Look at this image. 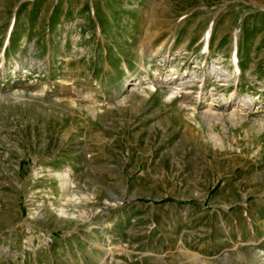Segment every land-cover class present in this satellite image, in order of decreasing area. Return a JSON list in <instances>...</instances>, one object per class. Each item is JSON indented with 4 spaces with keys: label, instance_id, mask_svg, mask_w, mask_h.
<instances>
[{
    "label": "rangeland",
    "instance_id": "obj_1",
    "mask_svg": "<svg viewBox=\"0 0 264 264\" xmlns=\"http://www.w3.org/2000/svg\"><path fill=\"white\" fill-rule=\"evenodd\" d=\"M59 19L72 28L58 35L55 51ZM34 38L43 44L41 63L31 55ZM158 47L164 57L153 56ZM20 48L36 68L26 78L19 68L14 80L7 68ZM142 54L154 57L158 75L130 93L125 85L144 74ZM198 54L210 66L239 56L252 76L224 90L202 69L172 102L158 85L150 89L172 57L184 59L180 71L189 75ZM119 72L124 83L110 88ZM262 82L264 0H0V154L9 153L16 170L0 159V264H67L59 248L80 239L96 248L111 242L95 264H139L144 250L169 252L146 264H264ZM212 88L215 118H204ZM250 93L243 120L232 118ZM54 167L71 175L79 199L68 215L56 206L67 189ZM135 209V228L107 227Z\"/></svg>",
    "mask_w": 264,
    "mask_h": 264
},
{
    "label": "bare ground",
    "instance_id": "obj_2",
    "mask_svg": "<svg viewBox=\"0 0 264 264\" xmlns=\"http://www.w3.org/2000/svg\"><path fill=\"white\" fill-rule=\"evenodd\" d=\"M129 4H127L126 9H128ZM21 22H25V17H22ZM60 21V22H59ZM35 22V21H32ZM37 24V23H35ZM66 27V29H71L72 28V24H68L66 23V25L64 26L62 23V20H56L54 22V24L52 25L51 31H52V36H53V49H57V46L59 47V43L57 42V38L58 35L64 32V28ZM36 30L39 31L40 27L39 25L36 27ZM66 40V38H65ZM64 40V41H65ZM178 46H180L181 44L178 43ZM43 48V44L42 41H38L37 38H34V40L32 41V44L30 46V51H31V55L33 57V60H38L40 63L42 61H44V58L42 56V54H40L39 49L42 50ZM22 50L23 48H20V50L18 51L19 53L17 54V58H16V64L15 66L12 68V70H9L11 68H7L8 69V73H10V75H12V78L14 80L17 79L18 76V72H19V68L24 70V78H26L28 76V74L35 70V65L33 64V61L30 60L31 62H27V59L23 58L24 55L22 54ZM161 51L163 52L162 56L164 57L166 55V49H159V47L156 50H153L152 54L154 56V54L156 53V51ZM142 51H144V48L142 49ZM15 52L12 51L10 54L13 55ZM178 51H174V57H176L178 54ZM189 53H191V49H187L185 53H183L182 58H188L190 55ZM28 55V54H27ZM53 57H55V52H53ZM195 58L194 61V66L191 69V72L189 73V75L187 73H185L184 70L180 71V69L182 68V66H180V63L183 61V63H185L184 59H178L177 62L172 63L173 57L170 61V63L168 64V68L166 70L165 73V77L164 80L161 83H153V82H149L148 84L150 86V89L152 90V88H158L161 92V95L163 96V98H165L167 101H173L176 100V98H178V96L180 95V93H183L184 90L185 91H189L192 86L197 84V81H199L202 77V73L203 70H207L206 71V75L211 76V78L213 79V81L215 83H226L227 86L223 87V89L228 90L230 88H232L231 86H233L236 82V80H239L243 77H251V69L247 68L245 65H243L242 63H240V58L239 56H230V57H224V58H213L211 61V66L210 64H207L205 61V56L198 54ZM140 58L142 59V64L145 68L144 74H139V78L138 81L136 83H130L128 85H125V87L130 86V93H133L136 90H140L142 87V81H143V77H146V75H152L154 78L157 77L158 75V70H156V72L154 74H151V72H153L151 65L154 62V57H151L150 59H147L145 57V55H141ZM18 61L20 64V67H18ZM163 62H165V58H160L159 59V64H162ZM207 64V65H206ZM124 67L126 68L127 66L124 65ZM179 71V72H178ZM122 73V72H121ZM183 74H185V76H183ZM205 74V71H204ZM129 75V74H128ZM119 76V78H114L111 79V85L110 88H113L115 86H118L122 83H124V77L122 76V74H120V72L118 73V75H116L115 77ZM180 76V77H179ZM205 76V75H204ZM128 81H131V78L129 79L128 76H126ZM131 77V76H130ZM126 81V82H128ZM229 84V85H228ZM191 86L190 88H187L186 86ZM220 85V84H219ZM225 85V84H224ZM160 86V87H159ZM264 86V82L260 83L259 87ZM147 88V87H146ZM149 88V87H148ZM144 91V90H143ZM182 91V92H181ZM213 92V88L211 89V96H212V101H210L208 104V108L206 109V111L204 113H202V116L205 118H215L214 115L211 112L212 110V106H214V102H216V97L214 96ZM142 94V93H141ZM222 97L221 100H225L226 97L229 94H227L225 91L221 93ZM255 99V96L253 93H250L248 96L242 97L241 99H239L237 101V107L234 108V110L231 113L232 118H238L240 120H243L244 118V112H245V108H250L249 104L252 103V101ZM236 100V99H235ZM203 102L205 101V99L203 98L202 100ZM187 106V105H186ZM194 108L193 107H187V111L188 112H192L194 113ZM216 112V111H215ZM214 112V113H215ZM249 112V111H248ZM218 118V117H217ZM232 120V119H231ZM235 121V120H234ZM236 122V121H235ZM262 128H264V125H261ZM215 140H218L217 137H214ZM60 167H54L53 169H49V172L55 173L58 175V177L61 180L62 183V189L65 191V189H67V194H66V198L64 200L63 203L61 204H56V206L59 208V212L65 215H68V213H70V211H68V207L72 206L74 208H76L79 204L78 201L79 199L77 197H75V193H74V189L72 186L73 182L70 178V175L63 174L60 173ZM58 172V173H57ZM54 175V174H53ZM58 178V179H59ZM71 190V191H70ZM93 208V205L91 204V206ZM107 208L106 205L101 206L100 208V213H104V209ZM85 213L91 214V210H85ZM100 213L98 214L97 212L94 213L93 215L95 217H99ZM118 224H120V222H118ZM108 227V226H107ZM110 236H109V240H110ZM111 242L109 241V243L101 245V249L107 250V249H111ZM110 246V247H109ZM151 255L152 252L151 251H146L143 255H141V261L142 262H146L148 260L151 259ZM101 256H103V253H101ZM105 259V256H104ZM98 264H102V263H98Z\"/></svg>",
    "mask_w": 264,
    "mask_h": 264
},
{
    "label": "crops",
    "instance_id": "obj_3",
    "mask_svg": "<svg viewBox=\"0 0 264 264\" xmlns=\"http://www.w3.org/2000/svg\"><path fill=\"white\" fill-rule=\"evenodd\" d=\"M0 156H1L0 159L4 161V163L1 162V164H3V165H5V164L11 165L12 167H10V169H12V171H16L14 166H13L14 164L8 162V159L10 157L9 153L4 152V153H1ZM67 174H69V173L67 172ZM2 181L7 182L8 180L2 179ZM61 185H62V183H61ZM165 207L166 206H164V208ZM100 215H101L100 218H102L103 220L109 219V217H104V216H102V214H100ZM42 217L44 218L45 214L42 215ZM134 217L136 218V222L130 223L129 220L131 218H134ZM34 218L38 219L39 217L38 216H34ZM120 218L123 219V220H120V224H117V221ZM120 218H117L116 221H114L113 224H110L108 227L109 228H113V226H119L122 223L126 222L128 224V226H129V229L135 228V226H137V223L139 221V213H138L137 209H135L133 211L128 212L126 217H120ZM30 229L32 230V228H30ZM166 232H168V230H166ZM32 241L33 240H30V242H32ZM88 242H89L88 240H81V239L77 240V241L76 240H72V241L71 240H67L59 248L58 256L60 257V259L65 260V262L67 264H78V263H80L79 255L83 254L89 248V251H87V254L84 255V257H85L84 258V264H95V262L101 257V253H103V251H101V246H98V248H96L95 245L94 246L88 245V247H87L86 243H88ZM98 245H100V244H98ZM147 251H152V250H147ZM145 252H146V250H144V252L140 253V257H139V260H138L139 264H146V263L152 261L157 255L158 256L160 255L161 258H165L169 254V252H167V251H161V252H159V254H157L156 252L154 253L152 251L153 255L151 256V259L148 260L147 262H142L141 261V255H143Z\"/></svg>",
    "mask_w": 264,
    "mask_h": 264
}]
</instances>
